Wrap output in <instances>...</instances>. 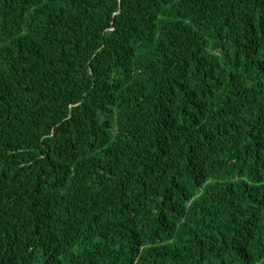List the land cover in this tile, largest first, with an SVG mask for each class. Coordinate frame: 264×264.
<instances>
[{"label":"trees","instance_id":"trees-1","mask_svg":"<svg viewBox=\"0 0 264 264\" xmlns=\"http://www.w3.org/2000/svg\"><path fill=\"white\" fill-rule=\"evenodd\" d=\"M0 264H264V0H0Z\"/></svg>","mask_w":264,"mask_h":264}]
</instances>
